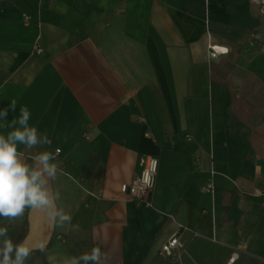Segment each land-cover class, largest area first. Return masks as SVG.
I'll list each match as a JSON object with an SVG mask.
<instances>
[{
	"label": "crops",
	"instance_id": "1",
	"mask_svg": "<svg viewBox=\"0 0 264 264\" xmlns=\"http://www.w3.org/2000/svg\"><path fill=\"white\" fill-rule=\"evenodd\" d=\"M22 107L50 143L19 151L29 164L55 155L49 183L72 217L63 226L42 210L0 218L15 242L26 225V264H64L93 247L107 264L173 259L160 247L175 233L195 264H264L261 5L0 0V135L19 127ZM149 156L157 180L139 203L121 186Z\"/></svg>",
	"mask_w": 264,
	"mask_h": 264
},
{
	"label": "clouds",
	"instance_id": "2",
	"mask_svg": "<svg viewBox=\"0 0 264 264\" xmlns=\"http://www.w3.org/2000/svg\"><path fill=\"white\" fill-rule=\"evenodd\" d=\"M16 104L12 102V108ZM30 112L26 107L20 108L18 124L6 136L0 135V218L15 221L25 214L26 209L42 210L48 219L58 226L71 223L72 217L58 208V192H53L49 181H55L58 166L52 161L55 155L41 151L31 157L32 163L24 161L19 146L32 149L50 143L47 135H38L35 127L29 126ZM3 118L6 111L0 113ZM75 230V229H74ZM45 244L39 250L45 251ZM33 249L27 241L15 242L9 235L8 227H0V264H26ZM109 256L99 247L90 252L67 258L64 264H107Z\"/></svg>",
	"mask_w": 264,
	"mask_h": 264
},
{
	"label": "built area",
	"instance_id": "3",
	"mask_svg": "<svg viewBox=\"0 0 264 264\" xmlns=\"http://www.w3.org/2000/svg\"><path fill=\"white\" fill-rule=\"evenodd\" d=\"M250 2L261 5L264 10V0H250ZM210 48L212 49V57H216L220 53L219 47L213 45ZM37 51L41 52L42 49L38 47ZM146 135L149 136V133H146ZM85 137L87 139L89 138L87 135ZM60 151L61 149H57L56 153H59ZM158 170V157H147L139 175H137L132 182L122 184L121 192L128 195L130 198L139 201V203H148L156 184ZM206 189L212 191V183H209L206 186ZM183 247L179 233H175L162 245V247H160L161 254L167 257H180Z\"/></svg>",
	"mask_w": 264,
	"mask_h": 264
},
{
	"label": "rangeland",
	"instance_id": "4",
	"mask_svg": "<svg viewBox=\"0 0 264 264\" xmlns=\"http://www.w3.org/2000/svg\"><path fill=\"white\" fill-rule=\"evenodd\" d=\"M220 252H221L222 255L225 254L223 251H219V254H220ZM184 254H185V256H183V257L181 256L179 258L176 257V258H173V259H166L164 257H160V258H157L156 261L155 260L150 261L148 264H183L182 262H185V264H195L193 262V260L190 258V253H189V255H188L187 252L184 253ZM195 261L198 264H204V262L201 261V260L196 259ZM246 263L247 264H259V262L255 261L253 259H247Z\"/></svg>",
	"mask_w": 264,
	"mask_h": 264
},
{
	"label": "trees",
	"instance_id": "5",
	"mask_svg": "<svg viewBox=\"0 0 264 264\" xmlns=\"http://www.w3.org/2000/svg\"><path fill=\"white\" fill-rule=\"evenodd\" d=\"M25 230H26V225L24 226V228H23V230L21 231V233L18 235V237L17 238H15L16 239V242H20L21 241V238H23V236H24V234H25ZM51 246V243H49L48 245H47V247L45 248V251H47V249L49 248ZM45 251H41L42 253H43V255H45ZM44 264H47V262H46V260L44 261Z\"/></svg>",
	"mask_w": 264,
	"mask_h": 264
},
{
	"label": "bare ground",
	"instance_id": "6",
	"mask_svg": "<svg viewBox=\"0 0 264 264\" xmlns=\"http://www.w3.org/2000/svg\"><path fill=\"white\" fill-rule=\"evenodd\" d=\"M235 260H236V257H235V256H233V258H232V260H231V261H232V262H234Z\"/></svg>",
	"mask_w": 264,
	"mask_h": 264
},
{
	"label": "snow or ice",
	"instance_id": "7",
	"mask_svg": "<svg viewBox=\"0 0 264 264\" xmlns=\"http://www.w3.org/2000/svg\"><path fill=\"white\" fill-rule=\"evenodd\" d=\"M222 51H226V50H222Z\"/></svg>",
	"mask_w": 264,
	"mask_h": 264
}]
</instances>
